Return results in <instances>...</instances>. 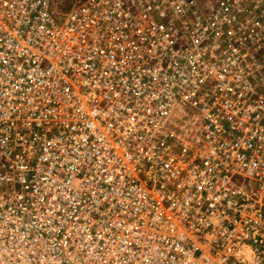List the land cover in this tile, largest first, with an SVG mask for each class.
Segmentation results:
<instances>
[{
  "label": "built area",
  "instance_id": "1",
  "mask_svg": "<svg viewBox=\"0 0 264 264\" xmlns=\"http://www.w3.org/2000/svg\"><path fill=\"white\" fill-rule=\"evenodd\" d=\"M0 0V264H264V0Z\"/></svg>",
  "mask_w": 264,
  "mask_h": 264
},
{
  "label": "rangeland",
  "instance_id": "2",
  "mask_svg": "<svg viewBox=\"0 0 264 264\" xmlns=\"http://www.w3.org/2000/svg\"><path fill=\"white\" fill-rule=\"evenodd\" d=\"M54 1V7L59 13H65L67 12L74 0H53Z\"/></svg>",
  "mask_w": 264,
  "mask_h": 264
}]
</instances>
